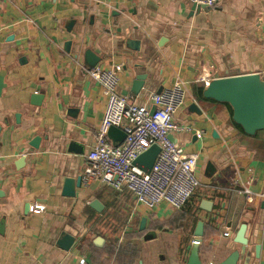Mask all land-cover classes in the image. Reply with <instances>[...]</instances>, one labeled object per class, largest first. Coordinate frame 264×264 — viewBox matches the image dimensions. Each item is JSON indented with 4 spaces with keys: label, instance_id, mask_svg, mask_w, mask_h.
Wrapping results in <instances>:
<instances>
[{
    "label": "crops",
    "instance_id": "0c3cea01",
    "mask_svg": "<svg viewBox=\"0 0 264 264\" xmlns=\"http://www.w3.org/2000/svg\"><path fill=\"white\" fill-rule=\"evenodd\" d=\"M192 6L189 0H0V264H188L201 220L202 264L240 248L234 237L243 222L253 243L239 264H264V130L247 134L232 107L205 98L198 80L231 71L264 78V0H221L195 12ZM88 50L99 56L97 65L123 66L119 91L131 102H148L177 78L187 82L188 102L175 118L192 129L173 140L200 155L201 185L184 208L150 209L129 191L104 185L82 183L75 197L63 195L66 179L82 177L106 108L103 88L89 74ZM138 75H146L145 85L135 94ZM94 199L101 212L89 206ZM37 201L47 204L45 212L29 210ZM150 231L156 237L146 239ZM64 232L76 238L70 249L59 245ZM111 232L128 236L124 247L125 237L115 246L105 235Z\"/></svg>",
    "mask_w": 264,
    "mask_h": 264
},
{
    "label": "built area",
    "instance_id": "2783aa9c",
    "mask_svg": "<svg viewBox=\"0 0 264 264\" xmlns=\"http://www.w3.org/2000/svg\"><path fill=\"white\" fill-rule=\"evenodd\" d=\"M189 1L193 6L212 8L221 0ZM122 70L121 64L111 67L96 65L89 70L90 76L103 88L107 102L96 143L86 155L83 186L104 185L118 191L127 190L137 203L150 209L167 204L180 210L201 185L196 174L200 155L186 152L182 145L172 139L174 133L192 129L175 118L188 102L187 82L177 78L160 92L151 94L148 102L138 104L129 101L119 91ZM210 77V72L204 73L198 80L203 81L206 87ZM111 126L125 132L122 142L114 143L108 136ZM197 136L201 137L202 132L198 131ZM153 145H158L160 152L147 173L135 161ZM250 183L251 180L247 181V185ZM245 188L240 190L242 194L249 193ZM248 198L252 200V196ZM29 210L42 213L47 210V204L33 202ZM80 262L85 263V259L82 258Z\"/></svg>",
    "mask_w": 264,
    "mask_h": 264
},
{
    "label": "water",
    "instance_id": "95a60500",
    "mask_svg": "<svg viewBox=\"0 0 264 264\" xmlns=\"http://www.w3.org/2000/svg\"><path fill=\"white\" fill-rule=\"evenodd\" d=\"M201 10L200 7L192 6V11ZM130 46L136 50L139 48V41H130ZM87 63L94 67L100 61L99 56L95 54L92 50L86 52ZM231 71L229 75L224 77H214L210 80L209 84L204 89V97L207 99H214L218 102L227 103L232 107L233 110V120L240 125L243 130L249 134L254 135L259 130H264V78L260 73H237ZM145 76L138 75L133 82L132 92L139 94L145 85ZM4 76L0 74V89L4 86ZM39 98L37 94H33V98ZM41 102V101H40ZM39 101H35L34 104H40ZM192 109L199 114L202 113L196 104L191 105ZM154 111V109L152 110ZM1 131V128H0ZM108 136L112 139L114 143L122 142L126 136L125 132L116 126H111L108 129ZM173 139V136H172ZM33 145H36L32 142ZM31 144V145H32ZM32 145V146H33ZM34 147V146H33ZM160 152V147L158 145H153L150 149L141 154L135 164L139 165L146 171L150 172L152 169L157 156ZM212 165V164H211ZM210 166V163H209ZM208 166V167H209ZM214 167V166H213ZM82 186V177L77 180L68 178L65 180L63 195L75 197L77 195V188ZM212 202L208 200L203 201V207L206 210L212 208ZM264 205V202L262 203ZM89 206L93 209L101 212L103 209V204L100 200L94 199L89 203ZM146 218L141 222L140 230H145L146 228ZM2 222L0 223L1 226ZM204 222L201 220L197 225L196 237L192 244V248L189 255L188 264H202L200 257V242L202 241ZM247 223L243 222L235 233L234 241L238 243L240 248L231 252L227 258L217 262L216 264H239L243 257H248L250 253L249 246L253 243L246 236ZM145 238H155L156 233L154 231L147 232ZM75 236L64 232L61 234L59 239V245L64 249H70L75 243ZM104 238L99 236L96 239V243L101 245ZM255 254L257 258H260V245L255 246Z\"/></svg>",
    "mask_w": 264,
    "mask_h": 264
},
{
    "label": "rangeland",
    "instance_id": "374dc122",
    "mask_svg": "<svg viewBox=\"0 0 264 264\" xmlns=\"http://www.w3.org/2000/svg\"><path fill=\"white\" fill-rule=\"evenodd\" d=\"M196 174H197V176L199 177L198 171H197ZM138 204H139V203H138ZM140 205H141V204H140ZM122 233H123V232H122ZM122 233H121V232H120V233H116V232H115V233H112V232H111V233H106L105 235H106L109 239H114V240L116 239L115 246L117 245V242H119L118 239H117V238H119L118 236L121 235V236H122V239H124V237H125V241H124L123 243L120 244L121 247H124V246H125V243H127V241H128L129 239H128V236L126 237L124 234L122 235ZM138 238H139V237H138ZM138 238H135L136 241H137Z\"/></svg>",
    "mask_w": 264,
    "mask_h": 264
},
{
    "label": "trees",
    "instance_id": "16d2710c",
    "mask_svg": "<svg viewBox=\"0 0 264 264\" xmlns=\"http://www.w3.org/2000/svg\"><path fill=\"white\" fill-rule=\"evenodd\" d=\"M200 90H201V92H202L203 88H202V89H200ZM238 127H240V126H238Z\"/></svg>",
    "mask_w": 264,
    "mask_h": 264
}]
</instances>
